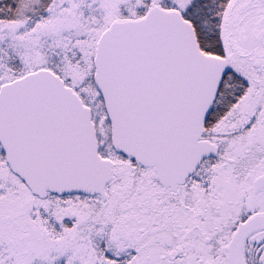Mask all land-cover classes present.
Wrapping results in <instances>:
<instances>
[{
    "label": "snow or ice",
    "instance_id": "1",
    "mask_svg": "<svg viewBox=\"0 0 264 264\" xmlns=\"http://www.w3.org/2000/svg\"><path fill=\"white\" fill-rule=\"evenodd\" d=\"M0 264H264V0H0Z\"/></svg>",
    "mask_w": 264,
    "mask_h": 264
}]
</instances>
